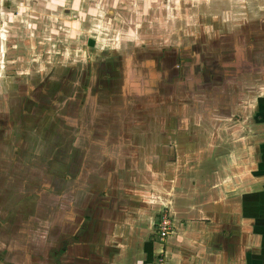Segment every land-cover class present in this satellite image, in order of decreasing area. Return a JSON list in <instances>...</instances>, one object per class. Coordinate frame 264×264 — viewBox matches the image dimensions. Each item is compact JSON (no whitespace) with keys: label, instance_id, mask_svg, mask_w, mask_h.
Wrapping results in <instances>:
<instances>
[{"label":"rangeland","instance_id":"rangeland-1","mask_svg":"<svg viewBox=\"0 0 264 264\" xmlns=\"http://www.w3.org/2000/svg\"><path fill=\"white\" fill-rule=\"evenodd\" d=\"M218 171L264 188V0H0V264L101 258L87 188Z\"/></svg>","mask_w":264,"mask_h":264},{"label":"crops","instance_id":"crops-1","mask_svg":"<svg viewBox=\"0 0 264 264\" xmlns=\"http://www.w3.org/2000/svg\"><path fill=\"white\" fill-rule=\"evenodd\" d=\"M224 175L212 172L211 178L207 177L208 181L193 191L182 192L177 187L167 191L151 186L143 195L160 197L155 201L159 203L156 208L157 204L148 200L133 204L121 197L127 191L119 193L117 200L113 193L112 198L107 197L113 190L120 191L108 181L110 192L104 197H96L87 188L88 200L93 199L89 217L97 226L93 231L96 235L100 231L101 236L97 237L103 240L104 246L99 263L94 256L98 253L92 252L87 241L85 261L87 264H153L156 256L163 253L170 264H264V188L258 192L254 183L248 184L240 195L239 189L236 190L240 182L237 173L229 172L227 182ZM164 206L168 207L172 227L158 245L152 228L155 215ZM81 256L76 252L75 261L80 264Z\"/></svg>","mask_w":264,"mask_h":264},{"label":"built area","instance_id":"built-area-1","mask_svg":"<svg viewBox=\"0 0 264 264\" xmlns=\"http://www.w3.org/2000/svg\"><path fill=\"white\" fill-rule=\"evenodd\" d=\"M155 235L159 241H164L169 235L172 227L171 218L168 214H162L156 221L155 224ZM153 264H169L166 261V257H161L159 254L156 256Z\"/></svg>","mask_w":264,"mask_h":264}]
</instances>
